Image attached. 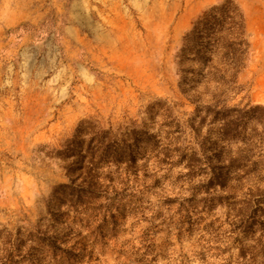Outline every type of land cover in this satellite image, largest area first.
I'll return each instance as SVG.
<instances>
[{
	"label": "rangeland",
	"instance_id": "obj_1",
	"mask_svg": "<svg viewBox=\"0 0 264 264\" xmlns=\"http://www.w3.org/2000/svg\"><path fill=\"white\" fill-rule=\"evenodd\" d=\"M223 1L0 0V264H264L250 163L237 170L211 118L188 128L175 72L183 35ZM234 1L251 54L228 106L264 110V0ZM81 122L152 137L82 180L84 144L69 146ZM253 158L264 162V143ZM71 179L78 190L60 187Z\"/></svg>",
	"mask_w": 264,
	"mask_h": 264
},
{
	"label": "trees",
	"instance_id": "obj_2",
	"mask_svg": "<svg viewBox=\"0 0 264 264\" xmlns=\"http://www.w3.org/2000/svg\"><path fill=\"white\" fill-rule=\"evenodd\" d=\"M50 16L47 15L40 28H44ZM30 28L28 24L8 30L6 34L25 32ZM247 30V21L244 12L234 0L223 2L206 9L192 23L191 28L183 35L181 45L175 59L176 76L180 92L194 107L193 112L187 121L188 128L195 134L199 124L204 123L208 118L212 122L219 123V137L223 149L236 148L238 150L237 170L240 172L250 163L249 173L254 182V193L259 201L264 200V162L253 158V152L259 149L264 143V110L259 107L240 108L229 107L228 101L243 88L239 84L240 76L246 70L251 54V46ZM189 62L192 66L183 68V64ZM193 85V86H190ZM198 88V90H197ZM199 122L194 128L193 123ZM261 128L258 133L256 129ZM125 137L117 138L112 129L103 130L98 125L90 122H81L69 146L77 143L84 144V150L79 152L83 165L81 170L83 179L90 181L96 178L98 165L108 159H117L119 154H125L124 150L129 147L139 148L144 137H152L146 134L136 124ZM252 126V125H251ZM154 137V136H153ZM125 146V147H124ZM135 150L129 151L130 158L134 160ZM251 155L249 160L241 157V154ZM162 159H157V164H162L168 159L167 151L160 153ZM228 157L231 158L230 153ZM188 163L185 166V176L196 178L201 176L197 165L196 153L191 151L185 157ZM253 162H251V160ZM230 161V160H229ZM249 161V162H247ZM221 174H211L207 180L209 185L219 182ZM75 180L71 179L68 185H61V188L74 192ZM73 194V193H72ZM70 201L74 198L68 196ZM259 201L257 204H259ZM264 205V204H263Z\"/></svg>",
	"mask_w": 264,
	"mask_h": 264
}]
</instances>
